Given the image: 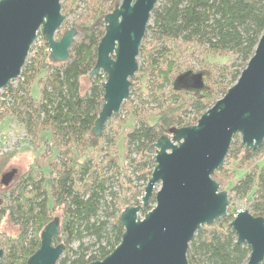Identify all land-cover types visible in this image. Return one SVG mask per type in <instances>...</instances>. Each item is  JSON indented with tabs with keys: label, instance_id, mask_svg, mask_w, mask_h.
Here are the masks:
<instances>
[{
	"label": "trees",
	"instance_id": "trees-1",
	"mask_svg": "<svg viewBox=\"0 0 264 264\" xmlns=\"http://www.w3.org/2000/svg\"><path fill=\"white\" fill-rule=\"evenodd\" d=\"M119 1H92L89 17L97 20L75 24L80 38L72 42L64 61L49 59L39 31L42 46L33 43L18 78L2 89L0 119L13 117L25 134L0 151V172L23 145L44 144L48 154L43 166L28 168L0 193V220L7 213L19 227L18 234L0 241V264H25L39 246L41 229L54 217L59 234L53 242L64 245L57 264H87L108 254L123 231L114 185L132 192L125 206L138 203L141 191L135 180L143 186L155 165L151 144L171 126L195 123L211 105L216 88L225 93L264 28V0H157L139 47L138 75L130 79V89L134 80L140 83L139 103L133 104L116 132L102 129L95 136L91 128L103 102L105 74L89 77L86 88L80 79L94 65L104 33L102 19ZM63 7L62 2V11ZM208 55L224 59L211 61ZM189 58L200 68L192 70ZM187 73H199L200 83L191 84L192 76L184 78ZM148 103L154 105L147 109L155 112L142 115ZM262 149L264 139L255 149L245 148L235 134L224 158L232 159L234 167L229 171L222 164L212 177L217 181L221 174L233 176L227 183L229 199L246 198L250 212L264 218V158L257 155ZM153 204L152 196L141 214ZM54 206L60 208V216H50ZM235 212L228 208L225 216L198 228L187 248L188 264L246 262L250 247L236 241L230 224ZM73 241L75 246L70 245Z\"/></svg>",
	"mask_w": 264,
	"mask_h": 264
},
{
	"label": "water",
	"instance_id": "water-1",
	"mask_svg": "<svg viewBox=\"0 0 264 264\" xmlns=\"http://www.w3.org/2000/svg\"><path fill=\"white\" fill-rule=\"evenodd\" d=\"M60 1L0 0V89L18 78L39 31L48 45L49 59L68 58L77 29L72 26L55 37L65 17ZM156 2L120 0L103 17L104 33L87 76L89 80L105 74L103 102L91 128L95 136L129 96L141 40ZM192 77L191 84L198 85L200 74ZM235 134L245 148L255 149L264 139V28L252 55L225 93L195 123L171 126L151 144L155 165L141 203L120 211L123 231L119 242L103 258L87 264H188L187 248L198 228L227 214L228 192L220 189L212 173L222 166ZM14 172L3 173L1 182L7 184ZM152 196L154 205L138 217ZM230 224L236 241L250 247L244 264H261L264 218L243 208L236 210ZM58 234L59 222L54 217L41 229L39 246L25 264H57L64 249L63 243L53 242ZM3 251L0 248V258Z\"/></svg>",
	"mask_w": 264,
	"mask_h": 264
},
{
	"label": "rangeland",
	"instance_id": "rangeland-1",
	"mask_svg": "<svg viewBox=\"0 0 264 264\" xmlns=\"http://www.w3.org/2000/svg\"><path fill=\"white\" fill-rule=\"evenodd\" d=\"M92 1L93 0H61L60 2L61 3L63 2V4H64L63 11H62V8H61V11L65 17H64V20H63L61 26L55 32V37L59 38L64 33L65 30H67L68 28H70L72 26H76L75 24H79L82 21H84V24L94 23L97 20V18H96V20H93L89 17L90 14L92 13V9H91L92 8ZM109 11H111V10H109ZM79 38H80V32L76 31V33L73 36V41H76ZM34 43H36L34 45L38 48V47L42 46L43 40L41 37H38V38H36ZM30 54H32L31 51L28 53V56ZM207 58L211 61H214V60L222 61L224 59L221 56H211V55H208ZM140 61L141 60H140V57L138 55L137 56L138 65L140 64ZM187 63H188L187 65L192 70H197L200 68L199 63H197V61H195L191 58H189L187 60ZM137 69H138V67H137ZM135 75H138L137 70H136L134 76ZM87 76H88V74L82 76L80 79L82 88H86L88 86L89 80L87 79ZM189 76L191 77V76H193V74L187 73L184 75V78L189 77ZM36 85H37L36 83H33V86H32V92L35 96L38 93V89L36 88L37 87ZM210 85H212V84H210ZM141 87H143V86H141ZM215 92H216V95L214 96L211 104H213V102L217 98L222 96L219 93L218 88H216ZM138 93H141L140 83L137 80H134L133 86H131V89L129 92V96L122 103L119 113L117 115H113L112 117L108 118V120L104 123L102 129L105 130V132H107V131L108 132H116L117 128L118 129L121 128V123H122L121 121L123 119H127L129 117L128 115L131 113L133 104L139 103L138 102L139 98L137 96ZM1 94L2 93L0 92V95ZM152 105H154V104L153 103H148L147 105L145 104L144 110L140 111V113L142 115L154 113L155 112L154 109L153 110L147 109V106L151 107ZM24 134H25L24 129H23V126L21 123H19L16 119H14L11 116H8V115L3 116L0 119V151H6L9 148H11V146H13V144L17 140L24 137ZM238 139L240 140L239 134H238ZM5 143H7V144H5ZM119 145L121 147L120 143H119ZM119 150L121 151V148H119ZM44 151H45V153L43 154ZM47 154H48V150L44 144H41L40 146H37V147H34V146L30 147V146H25V145L21 146L20 149L11 158H9L6 161L5 166L3 167L2 171L0 172V193H2L5 188L9 187L19 177V175L21 173L27 171L28 168H30V167L39 168V166H43V163L46 162V157H44V156ZM257 155L264 158V149H262L260 152H258ZM40 157H42V159L40 160L41 162L37 164L36 161L39 160ZM223 164H225V167L228 168L229 171L232 167H234V163H233L232 159L224 160ZM11 169H15L14 174L12 175V177L10 178V180L8 181L7 184L2 183L1 182V175L3 173L11 171ZM45 170H47V168H45ZM232 177L233 176L228 175V178H226L225 176H222V174L219 175L217 178V181L219 182L220 189H225V190H227V192H229V188L227 186V183H228L229 179L231 181ZM135 184L139 185L137 187V189H140L139 191H141V194L137 195V197H136V198H138V203H130L132 205H136V204L141 203V196L143 194V188H144L146 182L142 186L141 181L137 182L135 180ZM124 185H126V183ZM157 187H158V184H156L155 189ZM113 189L116 190L118 193L117 194V203H118L117 206L119 208L123 209L125 207V205L127 204V203H125V201H126L125 197H126V199L129 198L132 192L127 191L125 189L122 192L119 189V186H117V185H114ZM132 201H133V199H132ZM228 208L234 209V210L243 209V208L249 209V201L246 198L233 197L232 199H230V203H229ZM60 212H61L60 208H58L57 206H54L53 209L51 210L50 216L51 217H53L54 215L60 216L61 215ZM142 215L143 214H141V211H139L137 216L142 217ZM18 233H19L18 225L15 224L10 219V217L7 213L5 215H3L1 217V220H0V241H3L4 239L9 238L8 236L16 235ZM0 244L2 245V242H0ZM70 245L75 246L76 242L73 241L70 243ZM0 247L3 249V246H0ZM261 264H264V261Z\"/></svg>",
	"mask_w": 264,
	"mask_h": 264
},
{
	"label": "built area",
	"instance_id": "built-area-1",
	"mask_svg": "<svg viewBox=\"0 0 264 264\" xmlns=\"http://www.w3.org/2000/svg\"><path fill=\"white\" fill-rule=\"evenodd\" d=\"M3 89V88H2ZM2 89H0V92L2 93ZM3 97L0 96V99H2ZM2 109V108H1Z\"/></svg>",
	"mask_w": 264,
	"mask_h": 264
}]
</instances>
